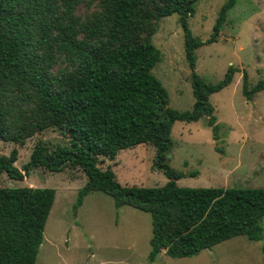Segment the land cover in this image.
Wrapping results in <instances>:
<instances>
[{"label":"trees","instance_id":"1","mask_svg":"<svg viewBox=\"0 0 264 264\" xmlns=\"http://www.w3.org/2000/svg\"><path fill=\"white\" fill-rule=\"evenodd\" d=\"M96 1L97 12L80 21L70 5L56 16L55 0H0V141L23 146L47 128L67 141L53 151L36 146L20 169L14 166L15 149L0 155V176L22 181L35 169L79 168L86 182L76 192L72 211L86 195L101 192L116 209L148 213V264L161 252L190 258L234 237L259 240L264 188L177 187L184 175L165 159L176 121L205 117L212 140L217 139L219 126L208 97L227 87L237 70L228 66L219 81L205 83L194 72V51L216 42L236 0L222 3L204 42L192 37L187 23L198 0ZM171 15L182 32L193 97L190 110L182 112L168 107L165 89L151 74L160 60L149 39L153 25ZM59 63L64 70L57 69ZM262 90V81L247 89L242 73L241 94L247 101ZM145 144L154 150L152 169L166 179L160 187L123 186L109 166L98 167L119 151ZM53 199L50 188L0 187V264L35 263Z\"/></svg>","mask_w":264,"mask_h":264},{"label":"rangeland","instance_id":"2","mask_svg":"<svg viewBox=\"0 0 264 264\" xmlns=\"http://www.w3.org/2000/svg\"><path fill=\"white\" fill-rule=\"evenodd\" d=\"M225 0H198L188 18L192 37L200 42L211 34L218 10ZM55 15L71 14L80 21L97 12L96 0H55ZM43 9V8H41ZM149 39L160 60L151 74L161 83L168 107L178 112L190 110L193 97L190 71L183 53L182 32L177 16L158 20ZM194 72L205 83L219 81L228 66L237 70L231 83L208 97L219 128L216 141L206 126V118L179 122L170 129L171 145L166 155L170 168L184 176L175 182L181 188H264V90L247 101L241 94V75L247 89L264 82V0H236L227 12L216 42L194 51ZM56 67L53 68L55 70ZM65 69L59 63L58 68ZM67 143L56 129L47 128L24 141L23 146L0 141V155L15 149L14 166L20 169L36 146L53 151ZM154 150L138 145L119 151L109 166L123 186L160 187L165 177L151 166ZM189 173L195 176L189 177ZM86 182L79 168L60 173L31 170L22 181L0 176V187L50 188L54 199L42 230V240L34 264H148L150 217L148 213L123 206L116 209L112 199L101 193L86 195L72 211L77 190ZM259 240L238 236L221 242L190 258L174 259L161 252L152 264H264V217L259 223Z\"/></svg>","mask_w":264,"mask_h":264}]
</instances>
